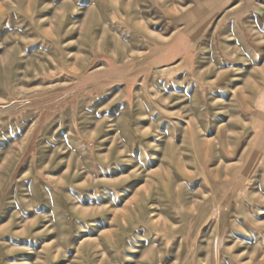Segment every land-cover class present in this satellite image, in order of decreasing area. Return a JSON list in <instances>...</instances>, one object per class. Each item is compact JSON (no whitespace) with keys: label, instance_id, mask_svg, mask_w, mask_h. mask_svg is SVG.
I'll return each instance as SVG.
<instances>
[{"label":"rangeland","instance_id":"rangeland-1","mask_svg":"<svg viewBox=\"0 0 264 264\" xmlns=\"http://www.w3.org/2000/svg\"><path fill=\"white\" fill-rule=\"evenodd\" d=\"M0 264H264V0H0Z\"/></svg>","mask_w":264,"mask_h":264}]
</instances>
